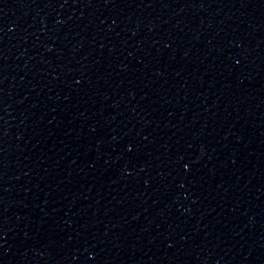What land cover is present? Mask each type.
Segmentation results:
<instances>
[{
    "label": "water",
    "instance_id": "water-1",
    "mask_svg": "<svg viewBox=\"0 0 264 264\" xmlns=\"http://www.w3.org/2000/svg\"><path fill=\"white\" fill-rule=\"evenodd\" d=\"M0 264H264V0H0Z\"/></svg>",
    "mask_w": 264,
    "mask_h": 264
}]
</instances>
